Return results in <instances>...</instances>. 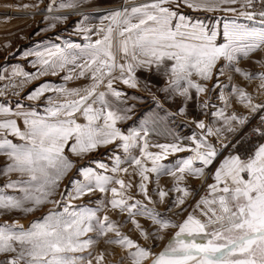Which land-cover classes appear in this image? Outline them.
Listing matches in <instances>:
<instances>
[{
  "label": "snow or ice",
  "instance_id": "obj_1",
  "mask_svg": "<svg viewBox=\"0 0 264 264\" xmlns=\"http://www.w3.org/2000/svg\"><path fill=\"white\" fill-rule=\"evenodd\" d=\"M55 3V0H53ZM237 0H152L129 10L124 7L108 13L104 19L110 24L96 29L100 39L80 49L77 55H71L64 49L49 50L47 58L38 53L44 69H63L67 64H74L80 69L79 77L90 73L92 83L83 89L51 88L41 85L28 95L35 100L46 92L60 93L64 99L56 102L48 98V107L44 115L34 111L26 112L17 105V111L0 104V156L7 158L8 163L0 169V175L18 174L21 179L9 180L8 188L19 187L21 196L0 195V212L19 210L25 213L38 211L42 206L52 203L59 205L67 200L63 211L49 210L46 215L32 222L29 227L15 222L0 225V264H102L104 253L92 256L90 251L95 241L91 238L82 239L88 233L96 231L100 236L107 237L114 233V238L105 240L107 244L118 245L127 250L131 264H264V144H260L247 159L239 155L229 154L216 169L214 183L208 184V195L196 202L195 208L182 223H173L160 218L155 208H149L141 200H133L126 189L133 187L131 182L103 175L92 167L81 166L76 173L83 180L69 178L68 185L59 191L60 182L69 176L75 167L73 161L65 154V149L77 157H84L98 148L115 145L122 147L125 153L130 148L139 147L140 155L129 156L126 161L134 166L141 177L139 191L144 200L154 204L149 195V173L171 175L175 184L170 191L180 193L172 202L180 212L194 190L181 186L187 177L199 179L205 175V168L213 165L223 150L234 148L227 136L220 139V149L209 142L212 136L220 137L222 133H235L234 124L244 125L248 118L236 113L225 115L223 110L213 113L223 120L224 127L213 129L203 120L196 126L203 130L199 139L193 136V148H186L179 143L156 144L158 152L148 151L149 143L139 132L125 135L116 126L118 121L127 118V111L114 110L106 99L111 93L116 100H121L125 93L113 88L115 80H120L130 88L139 86L135 70L146 68L167 77V85L171 91L184 97V101L193 100L192 89L198 96L210 89L208 82L215 76L225 75V68L243 76L246 80L258 79L257 92L264 96V71L248 72L236 66L239 57L250 59L251 54L264 53V0H244L242 10L238 13L248 21L258 22L259 27L240 24L233 21L223 25L224 43H217L219 33L209 28L202 21H190L180 14L181 7L208 12H236L231 5ZM77 0L61 3L60 8H76ZM25 8L36 7L38 4L24 5ZM52 11V5L47 6ZM56 20L66 16L54 17ZM55 27V25H53ZM84 32L93 31L82 28ZM69 45L68 48H76ZM117 53L125 63H117ZM78 59L83 63L76 64ZM228 63L217 67L219 60ZM256 63L264 69V57ZM119 69V75H114ZM41 74H46L43 70ZM19 75V73H17ZM199 78L198 80L193 79ZM26 78L35 79L26 74ZM3 79V77H0ZM65 79H72L69 75ZM231 80V77H228ZM101 86L107 91H97ZM214 84L213 87H218ZM145 90L150 89L145 85ZM164 91H169L165 87ZM236 95L251 113H264V100L253 103V97L238 85L232 86ZM155 99V97H153ZM224 99L223 96H221ZM246 102V103H245ZM207 106V102H202ZM98 105V106H97ZM185 114V108H180ZM78 115L84 123L78 122ZM14 116L15 118H9ZM18 121H22L21 123ZM262 127L253 131L264 137V115H260ZM9 136L18 138L14 143ZM143 139L142 146L140 140ZM71 141V143H69ZM191 151L192 156L177 161L175 168L164 163L169 154ZM115 164L111 169L102 162H96L98 169L112 173H128V168H121V158L114 157ZM150 161L149 167L146 162ZM199 161L200 167L194 163ZM179 174V175H178ZM119 185L109 187V185ZM112 193L107 201L111 210L127 213L128 221L139 231L145 241L164 240L168 229H178L174 236L169 237L161 251L153 252L152 247H145L132 240L120 231V225L108 215L101 219L97 216L98 209L79 207L76 210L71 202L94 195L96 192ZM160 203L165 202L169 191L156 188ZM59 195L60 200L52 197ZM199 214V215H198ZM143 216L156 226L155 232L146 229L136 219ZM125 221V222H128ZM87 252V255L84 253ZM123 264V260H121Z\"/></svg>",
  "mask_w": 264,
  "mask_h": 264
},
{
  "label": "rangeland",
  "instance_id": "obj_2",
  "mask_svg": "<svg viewBox=\"0 0 264 264\" xmlns=\"http://www.w3.org/2000/svg\"><path fill=\"white\" fill-rule=\"evenodd\" d=\"M68 2L69 0H55V3H53V0H0V77H3V79H0V104L10 108L13 113L17 111V105H20L23 111H34L39 115H44L45 109L48 107L49 97L56 102L63 101L64 97L60 93L52 91L46 92L38 99L29 100L27 98L28 95L43 84H47L54 89H83L92 83L90 73L86 72L84 77H79L78 73L80 69L74 64H67L63 69L57 67L55 69L56 74L53 75V69H44L41 63V57L37 54L42 53L44 54V58H47L49 50L61 48L71 53V55H77L80 49L101 38L102 34L98 35L96 29L101 27L106 28L110 24V21L105 20L104 17L111 11L122 8L112 9L100 14L61 13L75 9L59 7L61 3ZM150 2L152 0H77L78 7L99 5L121 6L124 3H130L131 5L125 6L129 10L132 6ZM33 4H38L39 7H24V5ZM48 5H52V11L47 10ZM222 7L238 8L235 7V4L222 5ZM13 11L14 13H12ZM179 12L192 22L198 20L202 21L209 28L214 27L219 33L217 43H224L223 25L225 23L235 21L240 24H248L249 26H260L258 22L248 21L244 17H232L234 12H208L187 7H181ZM57 16H66L67 19H54ZM82 28H90L93 31L84 32L81 30ZM69 45H76L78 47L70 49L68 48ZM244 62L245 58L241 55L239 57V63L236 66L245 69L242 65ZM80 63H83V59L76 61V64ZM117 63H125L124 58L119 53H117ZM227 63V61L221 59L217 62V67H224ZM42 70L46 74H41ZM253 72L259 73L260 71ZM26 74L36 78L28 79L26 78ZM69 75L72 76V79H65ZM114 75H119V69L116 70ZM135 76L139 84L137 88H130L120 80L114 81L113 88L126 94L121 100H116L111 93H108L106 97L113 109L121 110V114L131 109L126 112L127 118L118 121L116 125L123 134L128 135L131 132H139L141 137H144V132L147 131L146 139L150 145L148 148L150 152L161 151L153 147L156 144L179 143L186 148H193L195 145L191 138L196 136L199 139L204 135L203 130L196 126L197 122L203 120L207 126L213 129L223 128V120L213 115V113L223 110L226 116L236 113L238 116L247 117L248 120L244 125L234 124L237 128L235 133L224 132L220 137L212 136L208 140L217 149H220V139L226 135L235 147L223 150L222 152L232 153L230 150L236 151L244 158L245 146L249 143L244 137L245 130L249 124L260 120V115H264V113H251L250 109L245 107L244 103H241L238 97L232 93V86L238 85L250 93L253 97V103L264 100V96H261L255 88H253L252 92H249V87L245 86L244 82L246 81L243 76L225 68V75L219 77L218 80L214 76L213 80L202 82L207 83L210 89L208 92L201 93L197 96L195 90L192 89L194 99L187 102L177 92L171 91L170 86L167 85V77L162 73L158 74L155 71V66H153L152 71H148L146 68H138L135 70ZM229 76L231 80L228 79ZM193 79L198 80L199 78L194 77ZM247 81L250 82L251 80ZM214 84H218L219 86L214 88ZM145 85H147L150 91L145 90ZM165 87H169V91H164L163 89ZM97 91L107 90L106 87L101 86ZM204 101L207 102L206 107L203 106L202 102ZM181 107L185 108V114H180L179 110ZM9 118L15 117L10 116ZM18 122L22 126V121ZM78 122H85L82 116L78 115ZM9 138L13 139L14 143L21 142L18 138L11 136ZM143 142V139H141L139 142L141 146ZM65 154L73 161L75 167L69 173V176L60 182L59 191L65 189L70 177L83 180L82 176L77 175V168L81 166L92 167L103 175L115 176L116 178L125 180L126 183L131 182L133 187L125 190L128 195L133 197V200L129 201V203H134L135 200H141L149 208H155L160 214V218L170 220L177 224L182 223L187 215L193 211L200 197L208 195L207 185L212 184V173L219 158L218 155L213 165L205 168L206 177L204 179L203 177L196 179L189 176L182 182L181 186H187L190 190L194 191L193 195L187 198L186 204L183 206L186 211L180 212L177 215L176 213L179 209L174 207L172 202L181 194L170 191L175 184V180L171 175H160L157 177L154 173L148 174L149 180L145 183L148 185L149 195L155 201L154 204H149L140 193L138 186L141 182V177L135 167L126 162L129 156L139 157V147L130 148L129 152L125 153L122 147L108 145L107 147L98 148L96 151L88 153L84 157H77L66 148ZM116 155L121 158V168H128L127 174L122 171L118 173H112L111 171L105 172L103 169L97 168L96 162H102L107 165L108 169H111L115 164L114 157ZM192 155L193 153L191 151L176 152L169 154L163 162L175 168L177 161L186 159ZM7 163V158L0 156V169L4 168ZM146 163L149 167L151 166L150 161ZM194 166L200 167L201 165L199 161H196ZM19 179L21 177L16 173L10 176L0 175V195L21 196L22 193L19 187H6L9 180L15 181ZM109 187L119 188V185L112 184ZM157 187L169 191V195L165 198L164 203L159 202L155 191ZM52 198L60 200L59 195ZM110 199H112V193L110 191L108 193L96 192L94 195L72 201L71 203L77 206L76 210H79V207L98 209V217L102 219L104 215H108L111 220L120 225V231L124 235H127L142 246H151L153 252L158 253L161 251L169 237L174 236L175 232L178 231V229L174 228L168 229L164 233V240H157L153 245V241H145L139 231L128 221L126 212L120 213L119 211L111 210L110 206L107 205V201ZM67 203V200L61 201L59 205L48 203L38 211L32 213H25L19 210L0 212V225L19 222V224L27 228L32 222L46 215L49 210L63 211V207ZM136 219L144 228L151 229V231L155 232L156 226L152 224L150 219L143 216H137ZM88 238L95 241L90 249L93 257L101 252L104 253V261L102 264H121V260H123V264H131L127 250L121 249L118 245L105 243L106 239L114 238V233H109L107 237H102L96 231H93L82 239ZM84 255H87V252ZM0 259H3V257L0 256ZM93 264H96L95 260H93ZM145 264H150V262H145Z\"/></svg>",
  "mask_w": 264,
  "mask_h": 264
},
{
  "label": "crops",
  "instance_id": "obj_3",
  "mask_svg": "<svg viewBox=\"0 0 264 264\" xmlns=\"http://www.w3.org/2000/svg\"><path fill=\"white\" fill-rule=\"evenodd\" d=\"M243 3H244V0H237V3H235V7H238L239 9L236 8L237 11L234 12V15L232 14V15H233L232 17H235V18H240V17H242V16H239V15H238V12H240V11L242 10V9H241V8H242L241 5H242ZM251 57H252V58L249 59V60H248V59H245L244 64H242V65L244 66L245 70H247L248 72H253V71H264V69H262L258 63H256L257 60L261 59V57H264V53L256 52V53L251 54ZM244 80L246 81V82H244V83H245V86H246V87H249V90H250L249 92H252L253 88H255V89L257 90V85L259 84V80H258V79H255V80L253 79V80H251L250 82L247 81L245 78H244ZM254 81H255V83H254ZM235 102H236V101H235ZM245 103H246V102H245ZM260 144H264V138H263V140H262V142H261ZM230 151L232 152L231 154L239 155L242 159H246V158H243L239 152L232 151V150H230ZM229 154H230V153L221 152V154L218 156L219 158H218L217 164H216V166H215V168H214V170H213L212 177H213V175H214L216 169L220 166L221 162H222L227 156H229ZM212 177H211V178H212ZM214 182H215V181H214V179L212 178L211 183H214Z\"/></svg>",
  "mask_w": 264,
  "mask_h": 264
},
{
  "label": "built area",
  "instance_id": "obj_4",
  "mask_svg": "<svg viewBox=\"0 0 264 264\" xmlns=\"http://www.w3.org/2000/svg\"><path fill=\"white\" fill-rule=\"evenodd\" d=\"M258 127H262L260 120L249 124L245 130L244 137L249 141V143L245 146L246 150L244 158L246 159L254 153V151L260 145L262 139L264 138L253 131Z\"/></svg>",
  "mask_w": 264,
  "mask_h": 264
},
{
  "label": "bare ground",
  "instance_id": "obj_5",
  "mask_svg": "<svg viewBox=\"0 0 264 264\" xmlns=\"http://www.w3.org/2000/svg\"><path fill=\"white\" fill-rule=\"evenodd\" d=\"M131 5L130 3H124L121 6L119 5H99V6H81L77 7L75 9L67 10L61 13H94V14H100L112 9H117V8H123L125 6ZM14 13V11L12 12ZM206 177V175L203 176V179Z\"/></svg>",
  "mask_w": 264,
  "mask_h": 264
}]
</instances>
